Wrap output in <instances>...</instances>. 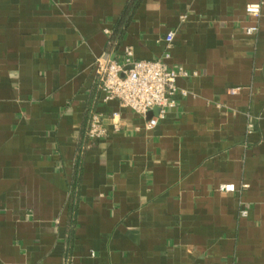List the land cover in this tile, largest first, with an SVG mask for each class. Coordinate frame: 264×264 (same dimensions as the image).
<instances>
[{"label": "crops", "instance_id": "0c3cea01", "mask_svg": "<svg viewBox=\"0 0 264 264\" xmlns=\"http://www.w3.org/2000/svg\"><path fill=\"white\" fill-rule=\"evenodd\" d=\"M170 31L148 129L95 65ZM0 264H264V0H0Z\"/></svg>", "mask_w": 264, "mask_h": 264}, {"label": "built area", "instance_id": "2783aa9c", "mask_svg": "<svg viewBox=\"0 0 264 264\" xmlns=\"http://www.w3.org/2000/svg\"><path fill=\"white\" fill-rule=\"evenodd\" d=\"M246 11L257 17L260 15L261 6L259 3H249ZM257 29L258 26L253 25L248 27L247 32L254 33ZM105 31L109 32L108 29ZM174 35L170 31L165 36L167 51L159 59H135L132 50L127 49L121 62L104 56L96 61L97 88L104 94V101L118 99L122 106L143 116L158 108L157 114L151 116L146 123L148 129L154 128L166 116L168 109L176 105L174 97L178 92L177 78L190 75L185 68H172L167 63V59L171 57ZM116 115L117 113L114 114ZM102 120L100 113L91 115L87 129L88 140L94 141L106 135L107 129ZM220 190L234 191L235 185L221 184ZM241 215L247 216L248 210L243 209Z\"/></svg>", "mask_w": 264, "mask_h": 264}, {"label": "water", "instance_id": "95a60500", "mask_svg": "<svg viewBox=\"0 0 264 264\" xmlns=\"http://www.w3.org/2000/svg\"><path fill=\"white\" fill-rule=\"evenodd\" d=\"M155 112H158V108H154L152 111H151V115H153Z\"/></svg>", "mask_w": 264, "mask_h": 264}]
</instances>
